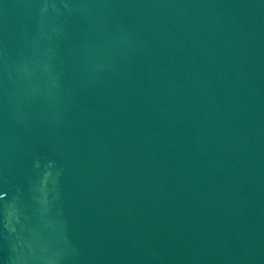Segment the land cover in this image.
<instances>
[{
  "label": "water",
  "instance_id": "water-1",
  "mask_svg": "<svg viewBox=\"0 0 264 264\" xmlns=\"http://www.w3.org/2000/svg\"><path fill=\"white\" fill-rule=\"evenodd\" d=\"M0 264H264V0H0Z\"/></svg>",
  "mask_w": 264,
  "mask_h": 264
}]
</instances>
